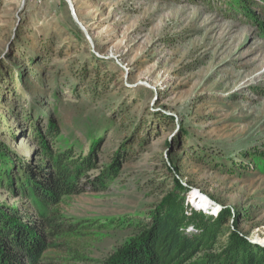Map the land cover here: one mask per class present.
<instances>
[{
    "label": "rangeland",
    "instance_id": "374dc122",
    "mask_svg": "<svg viewBox=\"0 0 264 264\" xmlns=\"http://www.w3.org/2000/svg\"><path fill=\"white\" fill-rule=\"evenodd\" d=\"M53 131L94 165L56 206L46 261L116 252L173 175L264 247V0H0V174L36 172ZM0 202L29 206L2 185Z\"/></svg>",
    "mask_w": 264,
    "mask_h": 264
},
{
    "label": "trees",
    "instance_id": "16d2710c",
    "mask_svg": "<svg viewBox=\"0 0 264 264\" xmlns=\"http://www.w3.org/2000/svg\"><path fill=\"white\" fill-rule=\"evenodd\" d=\"M51 135L40 144L42 160L36 172L26 168L15 180L0 174V185L19 190L29 201L23 211L0 202V264H54L44 254L63 230L55 219L56 206L63 196L84 190L81 179L93 168L92 155L80 157L72 148L50 147L55 132ZM114 173L111 169L106 177ZM187 191L173 175V186L151 221L140 224L138 233L107 258L92 259L93 264H264V247L239 231L238 217L230 208L217 216L197 211L186 203ZM230 220L235 229L228 226ZM190 227L195 230L188 231Z\"/></svg>",
    "mask_w": 264,
    "mask_h": 264
},
{
    "label": "bare ground",
    "instance_id": "6f19581e",
    "mask_svg": "<svg viewBox=\"0 0 264 264\" xmlns=\"http://www.w3.org/2000/svg\"><path fill=\"white\" fill-rule=\"evenodd\" d=\"M258 240H259V241H263V239H259V238H258Z\"/></svg>",
    "mask_w": 264,
    "mask_h": 264
},
{
    "label": "water",
    "instance_id": "95a60500",
    "mask_svg": "<svg viewBox=\"0 0 264 264\" xmlns=\"http://www.w3.org/2000/svg\"><path fill=\"white\" fill-rule=\"evenodd\" d=\"M70 1V0H69Z\"/></svg>",
    "mask_w": 264,
    "mask_h": 264
}]
</instances>
